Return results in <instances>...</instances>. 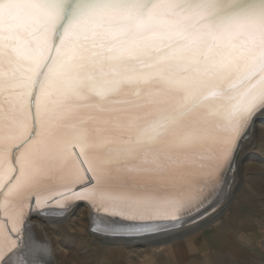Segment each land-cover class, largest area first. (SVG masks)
Listing matches in <instances>:
<instances>
[{
  "label": "snow or ice",
  "instance_id": "obj_1",
  "mask_svg": "<svg viewBox=\"0 0 264 264\" xmlns=\"http://www.w3.org/2000/svg\"><path fill=\"white\" fill-rule=\"evenodd\" d=\"M258 108L264 0H0V156L26 149L6 199L87 165L89 196L175 221Z\"/></svg>",
  "mask_w": 264,
  "mask_h": 264
},
{
  "label": "bare ground",
  "instance_id": "obj_2",
  "mask_svg": "<svg viewBox=\"0 0 264 264\" xmlns=\"http://www.w3.org/2000/svg\"><path fill=\"white\" fill-rule=\"evenodd\" d=\"M258 109L260 110L256 112ZM258 109L250 114L246 127L242 128L239 134L240 138L243 132L246 131L236 149L239 154L236 156L235 152L232 161V155L230 156L223 167L216 171L214 182L204 187L197 199L187 203L184 208L176 213L179 218L175 221H172L170 216L168 218L163 216L152 218L147 222L142 220L133 221L129 217L114 211L99 198L89 196L91 184L94 182L90 181L91 173L87 172V165L84 166V170L81 172V175L85 177L83 182L73 187V184L67 180H57L38 195L33 194L30 199L21 197H8L6 199L4 193L7 189L0 188V260H4L5 255H8L9 259L6 264H43V258L39 257L38 254L34 255L33 243L29 240L30 236L28 237L27 234L30 235V232L35 234V231L46 233L45 224L53 225L68 219H73L75 223L82 222L83 224H81L84 227L86 226L84 232L86 235L91 233L100 239L95 240L96 243L93 244L96 258H100L102 252H106L103 251V248L108 244L112 245L110 247L112 252L118 253L124 247L164 245L176 239L187 237L202 223L221 211L230 199L239 159L247 155L250 147V142L248 143L251 140L250 136L255 134L254 141H258V136L262 135V133L256 132L259 128L257 122L264 119V108ZM254 112L256 113L253 115ZM25 152L26 149H21L12 153L11 157L7 159L0 156V185L8 180L9 173L19 174L18 170L21 164L17 162V158L19 157L22 160V154ZM227 172H229L230 180L224 187L223 181ZM221 188V197L217 202L211 203ZM69 189L72 190L69 191ZM79 206L82 207V210H78V208L80 209ZM44 207L65 208L66 210L52 211L45 214L37 213L39 209ZM145 223L154 230L136 231ZM44 244H48L47 247L44 245V252L54 257L56 264H60L54 242L47 238ZM28 249L33 252L31 251L28 254Z\"/></svg>",
  "mask_w": 264,
  "mask_h": 264
},
{
  "label": "rangeland",
  "instance_id": "obj_3",
  "mask_svg": "<svg viewBox=\"0 0 264 264\" xmlns=\"http://www.w3.org/2000/svg\"><path fill=\"white\" fill-rule=\"evenodd\" d=\"M257 126L256 133L262 135L258 141H254L255 134L250 136V147L247 155L239 159L233 192L225 207L187 237L164 245L124 247L118 253L112 252L108 244L103 248L106 252L96 258L93 244L100 239L91 233L86 235L82 222L68 219L45 224L47 234H27L34 255L43 258V264H56V259L44 252L48 246L44 243L50 238L60 264H264V119ZM229 180L227 172L224 187ZM222 188L211 203L221 197Z\"/></svg>",
  "mask_w": 264,
  "mask_h": 264
},
{
  "label": "water",
  "instance_id": "obj_4",
  "mask_svg": "<svg viewBox=\"0 0 264 264\" xmlns=\"http://www.w3.org/2000/svg\"><path fill=\"white\" fill-rule=\"evenodd\" d=\"M260 109H258L256 112H258ZM256 112H254L253 113V115L256 113ZM246 132V131H245ZM245 132H243V134L245 133ZM243 134L240 136V138H239V140H238V143H237V145H236V147H235V150H234V152L232 153V157H231V161H232V159L234 158V155H235V152H236V149H237V146H238V144H239V141H240V139H241V137L243 136ZM66 209L65 208H54V207H44V208H41V209H39L38 211H37V213L38 212H40V213H48V212H52V211H54V212H58V211H65Z\"/></svg>",
  "mask_w": 264,
  "mask_h": 264
}]
</instances>
